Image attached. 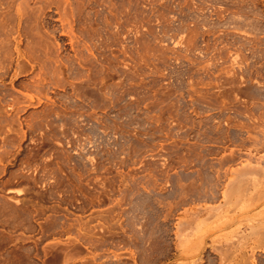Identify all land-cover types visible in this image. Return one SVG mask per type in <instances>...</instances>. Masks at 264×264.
<instances>
[{
	"label": "rangeland",
	"instance_id": "374dc122",
	"mask_svg": "<svg viewBox=\"0 0 264 264\" xmlns=\"http://www.w3.org/2000/svg\"><path fill=\"white\" fill-rule=\"evenodd\" d=\"M12 101L0 264H264V0H0Z\"/></svg>",
	"mask_w": 264,
	"mask_h": 264
},
{
	"label": "bare ground",
	"instance_id": "6f19581e",
	"mask_svg": "<svg viewBox=\"0 0 264 264\" xmlns=\"http://www.w3.org/2000/svg\"><path fill=\"white\" fill-rule=\"evenodd\" d=\"M4 75V74H3ZM26 89H28L29 87H28V85H26V86H24ZM34 88V91H35V93H37V94H39V93H41V87L39 86V85H34L33 86ZM29 91V90H28ZM46 92V91H45ZM42 93H43V91H42ZM21 94V93H20ZM22 95V94H21ZM25 97H27V95L25 96ZM28 99H29V106H30V108H33V107H35V106H38L40 103H41V99L40 98H37V101L35 102V100L34 99H36L35 97H33V96H28ZM15 102H17V101H15ZM14 101H12V105L10 104L8 107L9 108H7V110L6 111H0V115H7V114H9V112L12 110V108H13V105L14 104H17V103H15ZM7 107V106H6ZM19 111V110H18ZM22 111V110H21ZM16 113V112H15ZM33 115H35L36 113L34 112V113H32ZM16 115H18V112L16 113ZM259 171V170H258ZM251 172V171H250Z\"/></svg>",
	"mask_w": 264,
	"mask_h": 264
}]
</instances>
